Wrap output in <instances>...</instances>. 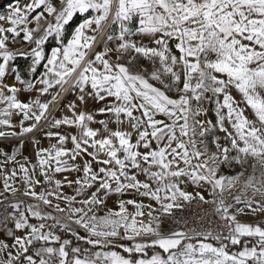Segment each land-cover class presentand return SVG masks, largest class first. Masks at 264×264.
<instances>
[{
    "label": "snow or ice",
    "instance_id": "1",
    "mask_svg": "<svg viewBox=\"0 0 264 264\" xmlns=\"http://www.w3.org/2000/svg\"><path fill=\"white\" fill-rule=\"evenodd\" d=\"M80 14L86 15L69 39L66 31ZM109 18L103 50L93 52ZM0 21L10 25L0 24V104H6L0 109V126L14 128L12 116L22 115L20 131H0V137L23 138L42 126V120L49 129L62 125L77 129L75 134L47 131L46 137H56L57 143L38 148L35 164L27 157L17 160L24 147L22 139L11 154L0 151L5 192L20 191L9 183L19 171L26 185L23 195L64 214L58 218L42 213L39 203L26 204L24 210L23 201L10 203L13 212L5 220L11 219L21 234L5 229L0 264H264V227L238 219V214H247L245 208L264 213V0H26L10 5ZM115 26L118 36L112 34ZM135 36L141 41L147 38L150 45L130 38ZM50 37L58 46L49 56L44 46ZM114 39L119 41L115 49L107 46ZM25 42L29 50L9 47ZM113 51L115 62L109 57ZM128 52L133 55L121 63ZM90 53L93 58L88 59ZM17 56L31 57L26 75L37 74L46 61L36 83L11 66ZM138 57L153 65L150 76L142 74L147 69L130 70ZM10 72L21 87L6 82ZM73 89L81 93V103L86 96L104 102L97 112L110 116L117 128L109 127V119L77 111L75 102L66 105L71 116L49 120L50 105ZM22 90L41 95L53 91L50 100L23 102L18 99ZM206 103H214L215 108L205 107ZM210 111L215 122L207 118ZM30 120L33 123L25 126ZM125 125L131 131L123 130ZM217 132L224 134L227 143L221 142ZM69 141L71 148L65 147ZM9 162L18 165V171L16 167L7 170ZM233 164L242 169L237 175L219 174L222 166ZM245 165L252 175L244 188H251L254 195L245 200L235 196V204L245 207L233 213L224 193L235 187ZM56 173L82 175L62 180L54 178ZM37 174L54 188L37 192L36 186L42 183ZM140 174L147 180L138 179ZM65 184L77 185L75 195L63 194ZM187 184L200 189L210 185L215 198L207 200L201 191L193 194L181 187ZM125 195L133 198L123 199ZM53 196L66 202L67 208L53 205ZM78 196L85 198L77 201ZM113 196L117 202L109 208ZM136 197L148 198L159 208ZM193 200L215 205L216 215L225 222L222 230L165 234L164 220L154 213L170 217L173 209L182 208V202ZM74 203L80 207H73ZM28 213L39 223L30 222ZM144 217L147 222L138 219ZM56 229L72 238H63Z\"/></svg>",
    "mask_w": 264,
    "mask_h": 264
},
{
    "label": "crops",
    "instance_id": "2",
    "mask_svg": "<svg viewBox=\"0 0 264 264\" xmlns=\"http://www.w3.org/2000/svg\"><path fill=\"white\" fill-rule=\"evenodd\" d=\"M25 2H26V0L5 3L4 6H1L0 7V14H7L10 5H15L16 3H20L22 5ZM0 3H1V0H0ZM0 24H2L5 27L10 26V25L6 24L5 22H2V21H0ZM30 26H32V25H30ZM115 29H117V32L119 31L118 26H115ZM108 32H109V28L107 29L105 35H107ZM89 34H92V33L89 32ZM21 35H23V34H21ZM70 37H71V34L69 35L68 38L70 39ZM17 39H20V38H17ZM51 40H55V39H53L52 37H50L48 41H51ZM100 44H98L95 48H93L92 51L93 52L99 51V45ZM57 46L58 45H55L53 47H57ZM9 47L12 50H17V49L29 50L30 49V46L26 42L25 43H10ZM45 52H46V50H45ZM49 52H50L49 54H47V52H46V54L50 56L51 50ZM17 57H22V56H17ZM17 57H16V59H17ZM91 58H93L92 53L89 54L88 59H91ZM16 59L11 62V66L12 67H15V68H18L16 66V64H15ZM30 63H31V57H30V61H29L28 64H30ZM44 63H46V61H43L42 64L40 65V67H42V70L39 73L38 77L35 78V79H31V75H25L23 71H21L19 68L18 69L21 71V75L22 76H25V78L32 80L33 83H36L40 79V76L45 71V68L43 67V64ZM28 64L25 65V67H24L25 68V72L27 71ZM6 82L9 85L15 84V86L21 87V85H19V83L15 81L14 74L11 73V72L7 75ZM36 87H37V89H39L41 87V85L37 84ZM89 88H90V86H89ZM89 88H86L85 91L86 92L89 91ZM56 90H59V89L57 88ZM52 91L53 90H50V94L41 95L38 91L25 92V91L22 90L18 94V99H20L23 102H29V101H31L33 99H36V98H39L42 101L50 100L51 99V92ZM69 92L62 93L61 94V97H58L57 98V101L54 102L52 105H50V108H49V112L51 113V116L50 117L55 116V118L59 119V118H62L64 115L71 116V111L66 107L67 103L64 106V102L66 101V96L69 94ZM80 94L81 93L78 90H76V95H75L76 98H75V101L74 102L77 103V105L79 106L77 108V111L86 110V111H89V112L93 113L95 115L96 119H109L110 120L109 127L112 128L113 130H115L117 128V125L114 122L111 121L110 116L100 115L97 112V109L99 107L103 106V103L104 102H102V101L98 102L97 100L93 99L92 97L86 96L85 97V101L83 103H81L78 100V97H79ZM5 107H6V104H0V109L5 108ZM21 119H22V115L14 114L12 116L11 120H12V124L13 125H16V127H14V128H8L6 126H0V131H16V132H19L20 131V128L18 127V125H19V122H20ZM32 123H33V121H31V120L24 122L25 126H29ZM91 126L94 127V128L101 127L98 124H93ZM126 127L127 126L125 125L124 126V129ZM49 130L54 131V132L55 131H59L61 134H66V133L75 134L77 132V129L74 126L62 125L59 129H49L48 126H47L46 127V130L44 132H42L41 134H39L36 137L37 139H35V140H38L39 141V144L38 145L32 143V141L31 142L30 141H27V140H24L23 141L24 142V147L22 149H20V154L17 156V160H20L21 162H23L24 161V158L27 157L28 160L30 161V164H35L37 162V158H36L35 152H36V150L38 148H48V147H50L51 144L57 143V138L56 137H53L51 139H49V138L46 137L45 133L47 131H49ZM1 138H4V137H0V139ZM19 144H20V142H17V143L16 142H9V143H7V142H4L3 140H0V151L8 152L9 154H11V152L13 150H15V148H17L19 146ZM65 147L71 148L72 147L71 142L69 141L65 145ZM3 159H4V157L3 156H0V161H2ZM76 162L77 163H80V158L79 157L77 158V161ZM70 163H71V161H70ZM30 164L27 165V166H30ZM13 167H16L17 168V171H18V165H15L12 162H9L7 164L6 169L7 170H10ZM3 171H4V169H0V173H2ZM9 174H10V171H9ZM21 175L22 174H20L19 171H18V174L14 178V180L9 181V183L12 184L13 187H16V188L20 189L19 192H17L16 194H13L11 191L5 192L4 187H3V183H4V181H3V175L0 174V192L4 193V195L0 196V201H2V203H0V239H5L6 238V233H5V229L6 228H12V229H14V222L11 219L5 220V217H8L9 214L13 212V209L9 207V204L10 203H14V202H17V201H23V203L21 205V210H24V205H26V204H37V203H39L40 204V210L42 211V213H48V212H50V213H52V215L57 216L58 218L60 217L59 214L56 213L54 207L47 206V205H43L41 202L35 200L33 197L23 195V192L26 189V185L22 181ZM77 175H82V173H80V174H77V173H72V174H69V173H56L54 178L55 179H62L63 180V178L65 176H67L69 179H75ZM36 178L37 179H41V181H42V183L40 185H37L36 186V189L35 190L37 192L43 191L45 189L51 190L52 188H54V184H45L43 182V178L40 177L38 174L36 175ZM76 187H77V185H75V184H73L72 187H68L67 184H65L64 187L61 189V191L65 195H75V189H76ZM207 190H210L212 192L211 187H210V189H207V188L202 189V191L205 194L207 192H209ZM224 195H225V193H224ZM5 197H7V199H5ZM82 197L81 196H78L77 197V201H79ZM214 198L215 197H213V195H211V197L209 199L208 198H205V199L212 200ZM50 199L53 200V205H55V203H60V206L62 208H67V203L66 202L57 201L54 196L53 197H50ZM78 205H79V203H74L72 206L73 207H78ZM108 207L109 208H115V204H108ZM182 207H184V206H182ZM173 210H177V209H173ZM105 211H106V209L105 210H102L99 214H104ZM231 211L234 213L235 212L234 208H232ZM28 215L30 216V222H32V223H39L37 220H35V218H31V214L30 213H28ZM155 215H159L160 218L162 220H164V223L162 224V228H163V230H165V227H166L165 217L162 214H159V212L155 213ZM241 216L242 215H238V217H241ZM138 219H144L145 222H147V218L146 217H144V218H138ZM47 223L48 224H52L54 222L53 221H47ZM15 231L17 232V234H21L20 230H15ZM78 231L80 232L81 235H84L85 234V233L81 232L80 230H78ZM56 234L62 235L63 238H72L69 233H66L67 235H64L63 234V231L60 230V229H56ZM8 241L11 242L10 238H8ZM84 246L88 247L87 245H84ZM233 249H234V251H236L238 249V246L233 247Z\"/></svg>",
    "mask_w": 264,
    "mask_h": 264
},
{
    "label": "rangeland",
    "instance_id": "3",
    "mask_svg": "<svg viewBox=\"0 0 264 264\" xmlns=\"http://www.w3.org/2000/svg\"><path fill=\"white\" fill-rule=\"evenodd\" d=\"M3 1V0H1ZM136 26H138V22L136 24ZM116 32V33H115ZM114 36H118L119 35V31L117 32V29H115V31L112 33ZM131 39L133 40H136L138 43L140 42H143L145 45H150V42L147 38H144L142 41H141V37L140 36H135V37H130ZM119 43V41L117 40H113L111 42H108L107 46L110 47V48H113L115 49L117 47V44ZM103 47H104V43L102 42L100 45H99V51H102L103 50ZM133 55V53L131 52H128V53H124L122 55V58L120 60L121 63H127L128 61V58ZM116 56H117V53L115 51H113L112 53L109 54V57L111 59L112 62H115L116 61ZM130 67V70L133 71V72H136V71H140L142 68L143 69H147V71L143 72L142 74H144L146 77L147 76H150V73L151 71L153 70V65L151 64L150 61H148L147 59H144V58H141V57H138L136 61L133 62L132 65H129ZM156 67H159V64L157 63ZM165 79H167L165 77ZM152 83H156V86H160L157 82H154V81H150ZM232 94L236 97L237 100L240 99V96L239 94L235 91V90H232ZM75 95H76V90L73 89L69 92V94L66 96V101L64 102V106L66 105V103L68 104L69 102H74L75 101ZM222 99V97H221ZM205 107L209 108V109H214L215 108V104H208L206 103L204 105ZM248 115L250 118H252V113L251 111L249 110L248 112ZM203 119V117H201ZM208 119H211L213 120V122H215V113L214 111H210L209 112V115L207 117ZM127 126V125H126ZM46 127L47 125H45L43 127V129L39 130V132H32V133H28V134H25V136L23 138H18V139H12V140H9V141H4V142H21V139L24 141V140H27V141H33L35 139H37L36 137L41 134L42 132H44L46 130ZM124 130H128V131H131L130 128L126 127ZM217 135H220L221 136V142L222 143H227L226 141L223 140V136L224 134L223 133H220V132H217L216 133ZM135 134H133V141H135ZM155 146V145H154ZM141 151H144V149H141ZM242 169L240 168V166L238 165H235L233 164L231 166V168H228V167H225V166H222L221 167V172L219 174H224V175H229V176H234V175H237ZM132 171H135V170H132ZM252 175V169L248 166V165H245L244 166V175L240 177L239 181L236 183L235 187L232 188L230 191H225V195L228 196L229 201L228 203L229 204H232L234 205L233 208L234 210H236V208L238 207H245L244 204H235V200H234V197L235 196H240L242 200H245V199H252L253 198V191L251 188L245 190L244 188V185L246 183V181L248 180V178ZM256 176L257 178H259V171L256 172ZM138 179H140L141 181H146L147 178L143 175V174H140L138 176ZM150 182V181H148ZM151 183V182H150ZM209 186V187H208ZM153 187H155V184L153 183ZM182 188H185V190L187 191H190V192H193V194H195L197 191H201L202 194L205 196V198H210L211 197V191L210 190H207L209 192H207L206 194L202 191V189L198 188L197 186L195 185H191V184H187V185H181ZM210 185H205L203 189L207 188V189H210ZM88 193L86 192L85 195H87ZM82 197V196H81ZM85 198L84 196L81 198L83 199ZM123 199H129V198H133L131 195H125L124 197H122ZM138 200L142 201L143 203L147 204V203H153V206L155 208H159V205H156L155 202L153 201H150L148 198H143V197H136ZM255 199L257 201H259L261 198L259 197V195H255ZM117 202V197L116 196H113L110 200H109V203L108 204H116ZM183 206L187 205L188 202H182ZM257 205L254 204L253 207H256ZM78 207H80V205H78ZM129 210H133V207L132 206H129ZM245 212L247 213L246 215H242L241 217H238V219L243 222V223H251V224H257L259 223L262 227H264V213H252L250 211V209H247L245 208ZM58 213V212H56ZM157 213V212H156ZM235 213V212H234ZM60 217H62L64 214L62 213H58ZM161 214V213H159ZM155 215V213H154ZM239 215V214H238ZM73 227H75L73 225ZM80 230L81 232L84 233V230L83 229H78ZM210 242V241H209ZM239 247V246H238ZM232 251H234V249L232 248L231 249Z\"/></svg>",
    "mask_w": 264,
    "mask_h": 264
},
{
    "label": "built area",
    "instance_id": "4",
    "mask_svg": "<svg viewBox=\"0 0 264 264\" xmlns=\"http://www.w3.org/2000/svg\"><path fill=\"white\" fill-rule=\"evenodd\" d=\"M42 126H38L33 132L43 129L47 123L41 121ZM18 139L17 137L1 138L0 140H12ZM226 203H228V196L224 195ZM166 227L165 234L170 230H183L189 231L195 229L197 232L212 231L213 234H217L222 230L224 221L220 220L219 216L215 213V205L204 204L198 200H193L182 208L173 210L172 216H165ZM179 221V223H176ZM226 233L227 229H223ZM213 242V241H210ZM215 243V242H213Z\"/></svg>",
    "mask_w": 264,
    "mask_h": 264
},
{
    "label": "trees",
    "instance_id": "5",
    "mask_svg": "<svg viewBox=\"0 0 264 264\" xmlns=\"http://www.w3.org/2000/svg\"><path fill=\"white\" fill-rule=\"evenodd\" d=\"M14 1H23V0H3L1 1L0 3V7L1 6H4L5 3H10V2H14ZM86 15V14H80L78 18H75L74 17V23L70 22L71 23V27L68 28V30L66 31V37L68 38L69 35L74 31V29L79 25V23H81L83 21V16ZM55 45H58L57 42L55 40H51V41H48L45 45V50L47 52V54H49L50 50L52 49L53 46ZM30 61V57H17L16 61H15V64L16 66L24 72V74L26 75V72H25V65H27ZM42 70V67H38V70H37V74H35L34 76L31 75V79H35L38 77L39 73L41 72ZM64 235H67L66 233L63 232Z\"/></svg>",
    "mask_w": 264,
    "mask_h": 264
},
{
    "label": "bare ground",
    "instance_id": "6",
    "mask_svg": "<svg viewBox=\"0 0 264 264\" xmlns=\"http://www.w3.org/2000/svg\"><path fill=\"white\" fill-rule=\"evenodd\" d=\"M110 25H111V18H109V24L105 26L104 31H103V32H100V33L98 34V37H97V43L93 46V48H95L98 44H100V43L103 41L104 38H106L105 33H106V31H107V29L109 28ZM52 109H53V108H52ZM49 113H50V112H49ZM50 116H51V115H50ZM50 116L48 117L49 120L51 119ZM42 122H43V120H42ZM39 130H40V129H39ZM37 132H39V131H37ZM3 141H9V140H3Z\"/></svg>",
    "mask_w": 264,
    "mask_h": 264
}]
</instances>
